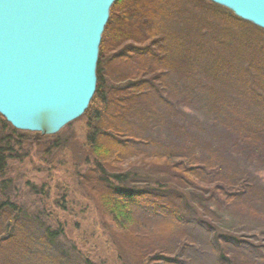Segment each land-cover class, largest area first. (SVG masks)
Masks as SVG:
<instances>
[{
	"label": "trees",
	"instance_id": "1",
	"mask_svg": "<svg viewBox=\"0 0 264 264\" xmlns=\"http://www.w3.org/2000/svg\"><path fill=\"white\" fill-rule=\"evenodd\" d=\"M81 119L83 139L58 133L46 155L70 151L119 263L187 262L193 221L216 264H254L235 255L257 244L238 228L264 224V30L207 0H117ZM27 142L0 117V264H78L61 220L15 200Z\"/></svg>",
	"mask_w": 264,
	"mask_h": 264
},
{
	"label": "water",
	"instance_id": "2",
	"mask_svg": "<svg viewBox=\"0 0 264 264\" xmlns=\"http://www.w3.org/2000/svg\"><path fill=\"white\" fill-rule=\"evenodd\" d=\"M117 0H0V116L55 135L87 110ZM264 30V0H207Z\"/></svg>",
	"mask_w": 264,
	"mask_h": 264
},
{
	"label": "rangeland",
	"instance_id": "3",
	"mask_svg": "<svg viewBox=\"0 0 264 264\" xmlns=\"http://www.w3.org/2000/svg\"><path fill=\"white\" fill-rule=\"evenodd\" d=\"M81 118L82 116L67 124L58 133L70 137L73 132L75 139L81 141L85 131V122ZM68 125L70 127H67ZM17 131L23 135L26 142L28 141L25 145L23 144V149L17 152L19 157L9 162L10 176L19 188V191L15 193L17 203L28 209L44 208L46 218L53 225L57 220H61L68 239H65L68 258L74 262L85 264L84 259L87 258L93 264H121L115 258L114 249L109 246L108 234L102 232L99 226L98 216L91 205L75 191L70 151H57L53 162H51L52 158L46 155L49 141L58 133L40 135L35 132ZM258 177L264 183V172H259ZM26 182L34 185L38 192L40 188L44 190V195L47 193L46 197L39 196V193L33 194L34 192L26 186ZM58 204L61 206H57ZM195 223L193 221L189 223L190 233L198 239L191 246L185 247L187 249L183 252V258H186L187 262L179 264H216V259L205 242L204 233ZM250 228L253 230L250 233L245 232L242 227L238 230L244 231L245 237L251 238L255 235L254 241L257 244H254V247L241 244L238 246L235 257L239 260L248 259L254 264H264V237L261 236L264 235V224L255 223ZM255 230L258 231L255 232ZM185 242L188 243L189 240ZM72 245L76 246L81 256L72 250Z\"/></svg>",
	"mask_w": 264,
	"mask_h": 264
}]
</instances>
